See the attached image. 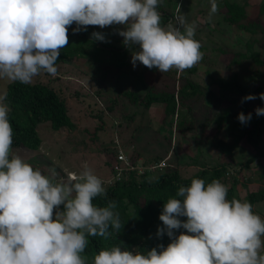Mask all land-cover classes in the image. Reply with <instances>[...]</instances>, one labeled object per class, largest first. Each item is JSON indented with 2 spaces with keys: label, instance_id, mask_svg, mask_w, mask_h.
Returning a JSON list of instances; mask_svg holds the SVG:
<instances>
[{
  "label": "clouds",
  "instance_id": "1",
  "mask_svg": "<svg viewBox=\"0 0 264 264\" xmlns=\"http://www.w3.org/2000/svg\"><path fill=\"white\" fill-rule=\"evenodd\" d=\"M162 2L0 0V79L29 84L41 72L55 77L56 62L60 50L68 45L72 25L73 34L87 31V26H122L114 31L131 51V60L126 58L133 69L138 62L160 73L175 69L179 74L202 59L201 44L194 38L197 25L188 22L183 13L174 14L162 24L158 11ZM208 3L211 20L217 13V0ZM90 36L94 41L109 42L102 31H93ZM258 98L264 103V92ZM255 99L256 95L248 94L240 103ZM6 100L7 92H0V264H89L84 254L88 238H107L118 234L123 226L115 210L116 201L106 198L103 181L87 161L81 162L79 173L58 174L55 168H49L45 174L13 153ZM253 111L257 117L264 116V106ZM252 115L240 112L236 119L246 125ZM124 142L116 141L118 148L108 166L111 178L106 182L120 180L124 167L127 172L138 169V163L131 165L129 156L123 153L130 148L133 151V146ZM197 149L192 164L197 171L210 170L207 163L213 156L206 149L203 160V152ZM166 155L164 151L163 159L148 166V170L155 166L161 169ZM197 157H201L198 163ZM232 160H216L225 164L224 184L218 179L205 182L192 178L163 202L158 216L162 224L157 226L155 237L159 240L166 236V246L158 243L145 251L115 243L94 253L90 264H264V200L227 198V186L240 191L236 173L227 172V166L233 168L229 165ZM258 174L257 171L248 182L260 181ZM229 177L236 182H228ZM97 198L105 203H95Z\"/></svg>",
  "mask_w": 264,
  "mask_h": 264
},
{
  "label": "trees",
  "instance_id": "2",
  "mask_svg": "<svg viewBox=\"0 0 264 264\" xmlns=\"http://www.w3.org/2000/svg\"><path fill=\"white\" fill-rule=\"evenodd\" d=\"M178 0H163L162 4L158 6V11L161 13V23L166 24L170 19L173 18L172 12L168 13L165 11L164 6H175ZM222 6L225 7L226 14L222 16L224 22L229 23L235 29L250 32L251 42L245 44L246 52L241 53V51H236L233 53V58L230 59L226 65V69L230 71V76L225 79L222 76L213 75V70L207 69L204 72L202 78L206 81V93L204 99H207L208 107L211 110H215L218 106H224L221 108V113H217V118L215 120V128L219 129L221 127L224 130L230 127L231 132L225 129V135L229 132V136L232 137L231 141L225 143V141L213 137L211 142H207V146H213L220 154L223 155L224 161L234 160V150L238 149V142L240 139L244 138L245 142L252 147L254 154L244 162V167L249 168V163L257 155L263 156L264 151H260V147H264V143L261 141L262 130L260 127L261 116L257 117L253 112L251 120L246 125H241L238 121L233 123L230 121L232 118H236L237 114L240 112H245L246 105L249 101L240 103L242 97L248 94L257 96V106H264L259 98L258 94L264 92V84H256L254 87L249 88L245 83L243 85L238 82L234 77L237 67L244 65L247 61H251L252 64L257 66L264 65V59L259 57L260 50L264 48V35L258 31H263V23H247L246 25L241 23L243 19L247 18L246 14L234 3H229L228 1H222ZM262 7V8H261ZM259 9V13H264V5ZM72 25L68 29V45L60 50V56L56 62V67L65 66L73 63L72 59L84 61L87 65H94L95 69H92L95 73H99L97 79L92 82L98 86V89L93 95L86 92H74L71 94H76L77 100L80 104L90 107V102L97 106V101L94 99L99 95L98 100H102L103 93L102 90H109L112 93H108L109 98L108 104L102 108L89 109V116L92 119L102 120L103 114L108 112L121 111L124 107L126 110L128 108L135 107L132 114H135L136 110L140 113L147 110L153 106L163 105L164 113L175 115V127L181 132V128L184 130H193L198 132L201 127V123L197 121H190L191 117H188V112L191 114L189 108L190 98L196 93H200L197 85L192 82L191 75L197 72V65L189 69H185L183 72L177 74L175 69H170L169 73H162L167 76L168 79L165 80L169 90L166 92L158 93L149 90L150 86L147 88L143 81H139L143 92L142 96H139L138 91L130 89L131 81L136 80V76L143 75L147 72H151L152 69H148L143 66L133 69L132 65L127 62L126 54L129 50L124 47L121 43L122 37L116 34L108 33L105 35L106 40L109 42H99L91 39V32L93 29H87L85 32H80L73 34ZM122 27L118 26L117 28ZM198 32V31H197ZM258 32V33H257ZM196 35L194 38L198 40ZM237 42H240L236 38ZM116 43H119L116 45ZM255 43V44H254ZM258 44V45H257ZM236 47V44L232 45ZM258 50L255 49V47ZM260 49V50H259ZM201 50V48H200ZM220 52H223L219 49ZM202 61V60H201ZM214 66V65H213ZM130 70L128 77H123L120 79V75L125 71ZM249 69L248 72H250ZM161 77V74L157 72ZM251 74L255 78L264 77V73L260 71H252ZM191 76V77H190ZM162 78V77H161ZM59 76H50L47 73L41 72L38 76L34 77L32 82L29 84H20L18 82L10 81L5 87L4 92H7L6 103L10 107L9 122L13 129V143L12 152H27L30 153L40 146V137L36 127L42 123H49L50 129L53 131L59 130L61 128H71L72 122L68 116V111L66 107V99L64 94L69 89L68 85H62L59 83ZM171 79V80H170ZM229 80V81H228ZM184 83L182 89L179 90V94L174 92L176 88V83ZM81 84L79 88H81ZM211 87H216V91H212ZM189 90L187 93L186 91ZM237 92L236 96H233V92ZM216 92V93H215ZM233 96V99L238 100L241 108L238 113L235 109L234 111L229 110L227 104L231 105L235 103L233 99L229 98ZM117 100H120L117 101ZM110 102L113 103V108L110 106ZM100 105V104H99ZM233 109V108H232ZM132 109L129 110V114ZM92 112V113H91ZM188 117L189 123L185 124L184 119ZM237 127L241 129H237ZM219 129V131L221 130ZM97 130V129H96ZM239 130V131H238ZM183 132V131H182ZM234 136V137H233ZM164 141L165 138L163 137ZM243 139V140H244ZM125 140V139H123ZM129 141L130 139H126ZM125 141V143L127 142ZM133 140L131 139L130 142ZM152 142L153 149L151 151H158L154 149V142ZM115 147L113 150H117L118 144L114 143ZM166 145L163 152L173 148V145L166 141ZM197 149V147H196ZM175 150V149H173ZM125 151V150H124ZM199 153L198 149L196 151ZM162 153V152H161ZM134 154V153H132ZM149 158L147 160L140 161L141 173L136 174L138 169H133L131 171H126L125 167L122 170L121 179L118 181H112L103 183L106 191V198L113 199L116 201V211L119 213L121 224L123 225L120 232L112 233L109 237H89V243L85 249V255L87 256L90 264L91 257L94 253L98 252L101 248L110 246L115 243H122L124 247L129 250H148L155 247L156 244L167 245L168 238L166 236L161 239L155 237V232L158 225L162 222L158 220V216L161 211L163 202L169 197L175 196V192L180 185L187 186L192 178H202L205 182H210L212 179H218L224 184L226 179L225 176V164H218L216 166V159L211 157V161L208 169H199L191 177L181 176L177 174L176 171H166L165 168L159 169L154 167L152 170H148V166L155 165L163 159V155H158ZM22 158V157H21ZM139 154H135L133 157H129V162L131 165L136 164V160ZM24 159V158H22ZM27 162V160H25ZM111 161L106 160L105 165L108 167ZM241 163V162H239ZM227 164V163H226ZM241 165V164H240ZM259 166V174L257 175L262 181L264 179V162ZM109 174L107 181L111 178L112 170L108 167ZM236 182L235 179H233ZM228 193L227 198L232 199L233 197L239 199L238 192L234 190L233 186H227ZM249 198L254 200V202H260L264 200V187L261 191L255 194H249ZM97 204H104L105 200L97 198L95 200ZM111 231V230H110ZM151 235V238L149 236Z\"/></svg>",
  "mask_w": 264,
  "mask_h": 264
},
{
  "label": "rangeland",
  "instance_id": "3",
  "mask_svg": "<svg viewBox=\"0 0 264 264\" xmlns=\"http://www.w3.org/2000/svg\"><path fill=\"white\" fill-rule=\"evenodd\" d=\"M178 1L179 5L177 3L176 7L164 6L163 9H165L168 13L172 12L173 15L183 13L185 14L188 22L196 23L197 27L195 31L196 35L199 36L198 41L201 44L200 51L203 53L201 59L202 61L200 60L196 64L197 72L191 75L192 77L190 76L192 82L197 85L200 91V93H196L194 96L189 97L191 99L189 108L192 116L188 112V117H191L190 121H197L199 123L202 122L198 132L193 130H184L183 128H181V132H179V129L175 127L176 116L165 114L163 105H153L147 110V112L143 110V112L139 113L136 110L135 114H132V111H134L133 109H136L135 107L128 108L127 110L124 107L121 111L118 110L117 112L115 111L103 114L102 120L90 118L89 109L96 110L98 106H100L99 108H102L108 104L109 98L107 97V94L112 92L109 90H102V100H98L99 95L94 98L97 101V106L92 104V101L90 102V107L80 104V101L77 100L76 94H71L72 91L77 93L89 92V94L93 95L98 89V86L94 84L92 80L94 81L97 79L99 73H95L92 70L95 69L94 65L90 66L84 61L72 59L73 63L65 66H58L56 75L59 76V79H61H57L60 84L63 86H69V89L64 96L66 99L67 113L70 121L72 122V127L61 128L53 131L50 129L49 123L40 124L36 127L41 140L38 149L28 154L27 152H16V155L24 158V160H27V163L33 166V168H38L45 174L49 168H55L58 174L61 171L65 173H79L82 170L81 162L87 161L90 168H92L95 174L100 177L103 183H107L106 177L109 174V169L105 165L106 160H113L112 155L115 151L113 150L115 147L114 143H116V141L119 142L121 139H125V141H127L126 139H130L126 143L124 142V144L131 145L134 149L132 151L130 148L127 152L123 151V153L129 157H133L136 153L130 155L131 152H137L142 160H147L152 157L160 159L159 157L154 156L163 155V150L165 146H167L166 141H169V143L173 145V148L169 147L170 149L166 150L167 155L163 164H160V168H165L166 171H176L177 174L187 178L197 172V166L191 162L192 156L196 153V147H199V149L203 152V160L205 159L207 149L216 160L218 159V161L221 162L223 155L213 147L209 146L207 148L206 144L213 137H217L227 143L230 142L232 137L229 136V132L225 135V129L230 132L231 130L230 127H227L224 130L220 127V131L215 128L217 113H221L220 110L224 106H218L215 110L205 107V105L208 104V101L207 99H204L206 93V81L202 78V76L207 69H211L213 70V75H219L228 79L230 71L225 67L230 59L233 58V53L238 50L241 51V53L246 52L245 44L247 42H251V33L243 31L242 29L237 30L232 25L222 20V16L223 14H226L227 10L222 6V1L224 0H217V13L211 18V20L208 18V9L210 7L208 0ZM225 1H228L231 4H237V6L246 14L247 18L240 21L241 23L245 25L249 22L261 24L262 21L263 31L258 32L264 35V13H259L260 7L264 5V0ZM117 27L118 25L100 29L97 26H87V29L91 28L93 31H102L104 35H107L108 33L115 34L114 30ZM236 38H238L240 42H237ZM118 44L119 43H116V45ZM233 44H236V47H233ZM219 49L223 52H220ZM255 49L258 50L257 47H255ZM126 55L130 61L131 51H127ZM259 57L264 59V48L260 50ZM245 61L244 65L242 64L237 67L238 71H236L234 75L238 82L242 85L245 83L249 88L254 87L256 84H264V77L255 78V76L251 74V70L264 73V65L257 66L252 64L251 61ZM138 67H142V65L137 62L135 68ZM249 69H251L250 72H248ZM130 72V70L125 71L119 78L124 79L123 77H128ZM157 72L161 74L162 78L157 74ZM167 79V76H164V74L160 73L155 68H152L151 72L136 76V80L131 81L130 89L136 92L138 91L139 96H142L143 92H141L142 88L139 81L144 80L146 87L148 88L150 86L149 90L153 92H170L165 82ZM9 82L10 81L7 79H0V92H4L6 88L5 86ZM80 84L82 85L81 88H79ZM183 85V82L182 84L176 83L174 92L178 93L179 90L182 89L181 86ZM212 88V91H216V87H211L210 89ZM186 92L188 93L189 90ZM233 93V96H236L237 92L235 91ZM233 96L229 95V98L233 99ZM117 101L120 102V100ZM233 101L238 100L233 99ZM224 103L227 104L229 110L234 111L236 109V113L239 112V103L232 105L227 102ZM247 104L248 105L244 113H253L254 108L257 106L256 99L250 100ZM110 106L113 108L112 102H110ZM130 109L132 110L129 114ZM188 117L184 119L185 124L189 123ZM230 121L237 123L238 120L234 117L230 119ZM260 127L263 133L261 135V141L264 143V116H261ZM237 129L241 128L237 127ZM163 137L165 138V141ZM131 139L133 140L132 142H130ZM243 139L244 138L239 140L238 149L234 150V152H236V156L229 164L232 165L233 168L227 166V172L236 173V177L238 179V184L236 185L240 186L238 196L240 200H247L249 202L250 191H256L262 185L264 186V183L260 184V181L257 179L254 181L252 180V182H248V179L254 176L259 170L258 164L261 165L264 162V155L255 156L249 163V168H245L243 162L250 158L254 154L255 150H253L252 147L245 142V139ZM151 141L154 142V149H157L158 151H151L153 149ZM260 151H264V147L261 146ZM200 160L201 157L196 158L197 163L200 162ZM219 162L216 163V166H218ZM136 164L139 168L136 174H142L139 159L136 161ZM240 164L242 166H240ZM62 175H59L57 178L59 179ZM232 179L233 177L228 178V182L230 181L231 184L233 181ZM228 182H226V184H228Z\"/></svg>",
  "mask_w": 264,
  "mask_h": 264
}]
</instances>
